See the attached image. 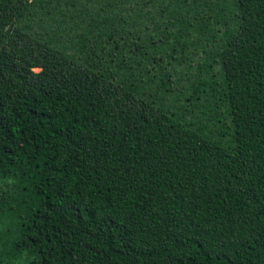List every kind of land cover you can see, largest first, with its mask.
Instances as JSON below:
<instances>
[{
    "label": "trees",
    "instance_id": "obj_1",
    "mask_svg": "<svg viewBox=\"0 0 264 264\" xmlns=\"http://www.w3.org/2000/svg\"><path fill=\"white\" fill-rule=\"evenodd\" d=\"M0 264H264V0H0Z\"/></svg>",
    "mask_w": 264,
    "mask_h": 264
},
{
    "label": "rangeland",
    "instance_id": "obj_2",
    "mask_svg": "<svg viewBox=\"0 0 264 264\" xmlns=\"http://www.w3.org/2000/svg\"><path fill=\"white\" fill-rule=\"evenodd\" d=\"M230 83L235 87V81L230 80ZM236 124L240 125L238 120H236Z\"/></svg>",
    "mask_w": 264,
    "mask_h": 264
}]
</instances>
